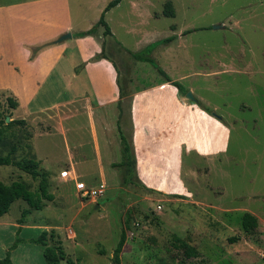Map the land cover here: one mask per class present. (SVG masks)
I'll return each instance as SVG.
<instances>
[{
    "label": "rangeland",
    "instance_id": "rangeland-1",
    "mask_svg": "<svg viewBox=\"0 0 264 264\" xmlns=\"http://www.w3.org/2000/svg\"><path fill=\"white\" fill-rule=\"evenodd\" d=\"M26 1L35 0H0V111L3 118L11 114V120L31 121L33 117L24 105L35 94L37 83L24 89L15 83L11 67L23 54L16 46L26 44L24 51L29 52L30 60L35 47L49 43L52 26H46L43 14L35 12L31 13L32 22L20 20L15 4ZM102 1L92 9L87 0H71L77 30L95 25L105 10ZM167 3L174 11L173 18L165 15ZM113 9L105 15L114 31L108 35L111 40L104 36L103 27L86 37H94L101 45L100 54L104 50L105 57L116 62L120 84L126 86L136 79L135 86L141 87L165 80L149 63L133 60L129 52L174 37L170 44L158 46L152 57L172 80L221 117L229 133L227 151L205 158L186 155L180 183L156 181L184 192L172 194L148 188L137 167V178L145 188L124 185L122 170L107 164L108 158L114 163L122 161L119 131L130 138L129 92L122 95V103L109 108L115 114L108 135L101 123L97 127L101 144L108 138L114 150L110 155L104 153V177L95 167L86 115H76L64 123L67 128L82 127L83 134L69 137V142L72 146L82 138L88 159L84 168L91 169L85 175L74 173V177L70 165L65 164L64 140L53 122L44 132L38 129L34 139V125L27 122L26 126L8 127L5 123L0 128V156L15 148L14 160L39 161L41 171L48 175L49 192L55 197L53 202H44L42 210L26 216L20 233L25 242L11 252L12 262L47 264L44 247L30 242L47 231V245L60 246L67 255L59 264H68V259L74 264H113L114 251L128 222L121 264H264V0H122ZM50 47L41 49L30 61ZM48 88L53 102L68 94L63 85ZM8 97L17 100L16 109L8 107ZM206 168L210 169L207 175ZM18 180L33 191L40 183V178L33 179L15 166H0L1 182ZM77 182L92 189L104 184L105 192L96 200L85 198L78 194ZM27 208L18 200L0 218V259L15 242L22 211ZM246 213L258 220V227L249 232L242 225ZM231 237L238 240L230 243ZM177 238L195 247L200 257H187Z\"/></svg>",
    "mask_w": 264,
    "mask_h": 264
},
{
    "label": "crops",
    "instance_id": "crops-1",
    "mask_svg": "<svg viewBox=\"0 0 264 264\" xmlns=\"http://www.w3.org/2000/svg\"><path fill=\"white\" fill-rule=\"evenodd\" d=\"M99 1L87 0V5L93 9ZM102 3L105 9L109 2L103 0ZM15 10H18L19 13L15 15L20 20L29 22L33 21L31 13L43 14L42 22L52 26L48 37L51 47L30 61L29 52L24 51L26 44H20L16 48L23 49L22 58L15 59L11 67L15 83L24 89L32 88L37 83L35 94L28 97L29 102L24 105L28 116L33 117L27 121L35 126L33 139L39 130L44 132V127L47 129L49 124L54 123V130L64 140L67 152L65 164L70 165L72 177L74 173L88 174L91 169L84 168L88 159L82 138H77L78 143L72 146L69 142V137L71 139L83 134L82 127L67 128L64 125L76 115H86L95 167L104 177V153L110 155L114 150L108 138L104 145L101 144L97 127L101 123L105 135H108L110 119L115 114V110L109 108L117 106L120 100L119 68L116 62L109 57L90 61L93 56L100 54L102 48L94 37L74 38V33L89 29H76L71 0L26 1L15 4ZM111 31L114 35V31ZM127 31L131 33L129 28ZM67 32L72 33V40L56 45V39ZM43 40L47 39H38V42ZM135 80H129L124 90L130 93L129 140L136 155L139 178L148 188L184 194L168 185H159L156 181L180 183L183 159L188 154L205 158L226 153L228 128L222 119H215L203 111L198 105L200 101H190L171 83L162 79L149 86L136 87ZM55 85L65 86L68 94L53 102L47 94L48 87ZM107 161V164L115 162L110 158ZM206 171L205 175L210 169L206 168ZM177 186L184 189L183 185Z\"/></svg>",
    "mask_w": 264,
    "mask_h": 264
},
{
    "label": "trees",
    "instance_id": "trees-1",
    "mask_svg": "<svg viewBox=\"0 0 264 264\" xmlns=\"http://www.w3.org/2000/svg\"><path fill=\"white\" fill-rule=\"evenodd\" d=\"M122 0H112L106 6L104 12L101 14L100 19L98 22L89 30L82 31L75 33L74 37L81 38L86 36L95 35L98 28H104V36L112 35L111 29L105 20V15L111 9L115 8L121 3ZM165 15L169 17H175L173 9L170 7V3H167L165 7ZM174 40V37H168L163 40H159L148 44L144 49L140 50L139 52H129L133 60L136 62L142 63H149L153 66L165 79L166 82L171 83L173 86L178 88L184 95L188 92V90L178 81H174L171 79L169 75L165 73V71L157 64V62L152 57V53L154 50L161 45H168ZM52 43H47L35 47L33 49V54L31 56L32 60L36 54L43 48L47 46H51ZM103 58H106L104 55V50L101 54L96 55L92 58V61H98ZM118 83L120 86V100L119 104L122 103V95L124 96V87L120 84V77H118ZM123 87V88H122ZM8 107L10 109H16L18 107V102L14 97L7 98ZM199 107L211 114L212 112L204 107L200 102H198ZM12 117L11 114H7L3 118V112L0 111V128L7 123L6 118ZM28 123L24 119H13L11 120L7 126H26ZM1 130V129H0ZM120 141H121V151H122V161L119 163H113L112 167L121 169L122 170V183L124 185H137L140 187H144L137 178L136 174V158L134 154V149L131 144V141L127 139V137L123 134V132L119 131ZM15 152V148H12L10 153L6 156H0V166H15L22 172L29 174L33 179L40 178V183L38 189L33 191L29 188V186L23 181H14L10 184H6L0 181V218L5 216L13 206V204L18 201H24L28 208L22 211V218L19 220V227L16 232V239L15 242L10 247L9 251L7 252L5 258L0 259V264H14L11 260V252L19 246V244L25 242V239L20 237V233L22 230V225L25 222V218L28 214H30L33 210H42L44 207V202H53L55 197L52 193L49 192V181L47 172H43L40 169V162L34 159L28 160H14L12 158L13 153ZM145 188V187H144ZM149 192L151 190L147 189ZM182 198V196H177ZM128 221V220H127ZM243 228L246 232H249L253 229L258 227V220L257 218L250 214L246 213L243 216L242 220ZM127 231H128V222L126 223V228L122 231L119 243L114 251L113 255V264H121V255L124 250L126 241H127ZM47 231H43L37 238L30 239L31 243H35L44 247L43 255L47 264H59L61 261L67 259V255L62 247L60 246H48L46 243L47 239ZM238 240L236 237L229 238L230 243H234ZM177 242H179V246L183 253L189 258H199L200 252L190 245L188 242L182 241L181 239L177 238ZM68 264H74L71 259H68Z\"/></svg>",
    "mask_w": 264,
    "mask_h": 264
},
{
    "label": "built area",
    "instance_id": "built-area-1",
    "mask_svg": "<svg viewBox=\"0 0 264 264\" xmlns=\"http://www.w3.org/2000/svg\"><path fill=\"white\" fill-rule=\"evenodd\" d=\"M76 189L78 191L79 195H82L83 197H91L94 200L97 198H100L104 192H105V185L100 184L98 189L95 188H89L85 182H77L76 183Z\"/></svg>",
    "mask_w": 264,
    "mask_h": 264
},
{
    "label": "water",
    "instance_id": "water-1",
    "mask_svg": "<svg viewBox=\"0 0 264 264\" xmlns=\"http://www.w3.org/2000/svg\"><path fill=\"white\" fill-rule=\"evenodd\" d=\"M215 28H218V27H215ZM71 37H72V35L70 33L69 34L67 33V34L61 36L59 39H57L55 41V43L56 44H61L64 41H66L68 38H71ZM185 96H186L187 99H189L191 101H194V102L197 101L196 98L193 96V94L191 92H187ZM212 116L215 117V118H217V119H219V120H221V117L218 116L216 113H212ZM10 121H11V118L10 117H7L6 118V122L9 123Z\"/></svg>",
    "mask_w": 264,
    "mask_h": 264
}]
</instances>
